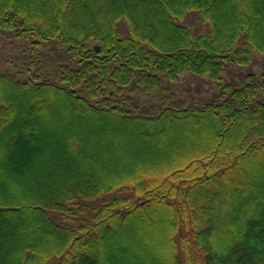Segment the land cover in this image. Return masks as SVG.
I'll list each match as a JSON object with an SVG mask.
<instances>
[{
  "label": "trees",
  "instance_id": "16d2710c",
  "mask_svg": "<svg viewBox=\"0 0 264 264\" xmlns=\"http://www.w3.org/2000/svg\"><path fill=\"white\" fill-rule=\"evenodd\" d=\"M101 2L0 0V34L35 39L22 69L0 71L2 175L21 174L45 150L43 113L59 102L86 121L113 119L138 140L184 126L201 132L199 144L133 178L80 173L41 200L1 195L0 264H121L127 249L107 241L123 228L169 235L159 253L166 264H264V72L224 83L202 106L175 100L165 84L187 73L220 83L228 63L264 54V0ZM193 16L205 30L187 24ZM47 44L57 50H41ZM137 91L161 106L131 108ZM64 146L71 159L87 152L80 137ZM126 190L132 195L103 201Z\"/></svg>",
  "mask_w": 264,
  "mask_h": 264
},
{
  "label": "rangeland",
  "instance_id": "374dc122",
  "mask_svg": "<svg viewBox=\"0 0 264 264\" xmlns=\"http://www.w3.org/2000/svg\"><path fill=\"white\" fill-rule=\"evenodd\" d=\"M100 3H102L101 0ZM219 10L224 9L220 8ZM193 17L187 20V24L194 26L197 32L205 30V25L199 23L196 16ZM121 31L125 32V27H122ZM34 41L33 38L10 39L4 34H0V71L16 73L22 69V56L30 54ZM41 50L56 51L57 46L47 44L42 46ZM263 72L264 54L257 53L254 60L248 65L228 63L220 83L212 80L209 75L199 76L187 73L180 76L177 82L166 81L165 84L168 94L175 100L202 106L218 98L224 83L237 84L247 74L260 75ZM131 98V108H137L138 111L141 110L144 113H151L161 106L162 102L161 97L138 91L133 93ZM59 103H53L43 113L45 122L43 123L48 126L49 135L45 139L48 140L44 144L45 150L36 152L33 161L29 164L24 163V170L21 174L14 175V173L5 172L2 175L0 172V196L9 198L15 193L16 203H20V201L22 203L23 199H31L32 196V200L36 197L41 200L47 189L49 191L56 190V186L67 184L69 180H64L65 177L69 178L80 173L91 174L98 179L99 177L116 179L120 176L133 178L139 172L155 170L167 163L181 160L182 154L190 150L192 143L199 144L198 136L201 135V132H190L184 126L173 128L169 133L162 131L152 136L143 135L142 139L138 140L139 138L127 135L126 131H123V125L116 124L113 119L94 117L92 120L86 121V118L78 117L70 108ZM156 130V128H152V132ZM72 137H80L87 143V152L85 154L80 151L75 152L74 160L68 158V153L64 150V145H67ZM170 153L172 156H169ZM125 166H130V168L124 169L127 173L123 172ZM261 178L264 180V177ZM28 179L32 180L28 181ZM115 195L128 196L132 193L126 190L119 194L106 196L103 201L113 198ZM101 202L102 200H99L96 204L99 205ZM155 225V222L148 223V227L152 231L155 230ZM26 229L32 231L33 226L26 227ZM156 231L145 238L144 235L134 234L131 229L123 228L113 238H109L107 243L117 252L127 249V255L130 257L126 258L124 262L118 260L121 264H166L168 261L165 260V263L160 254H162V248L165 247L164 241H169V235L163 236L164 241H161L162 236L159 237ZM46 232L48 231L45 230L44 233ZM46 242L52 244L51 241ZM44 244L43 246L46 247L47 245ZM158 245L159 248L162 247L161 250L157 249ZM20 248V245L16 247L15 258ZM41 248L44 247L40 246V250ZM47 264H58V259H53Z\"/></svg>",
  "mask_w": 264,
  "mask_h": 264
},
{
  "label": "bare ground",
  "instance_id": "6f19581e",
  "mask_svg": "<svg viewBox=\"0 0 264 264\" xmlns=\"http://www.w3.org/2000/svg\"><path fill=\"white\" fill-rule=\"evenodd\" d=\"M158 233H159V236H161V229H159Z\"/></svg>",
  "mask_w": 264,
  "mask_h": 264
},
{
  "label": "water",
  "instance_id": "95a60500",
  "mask_svg": "<svg viewBox=\"0 0 264 264\" xmlns=\"http://www.w3.org/2000/svg\"><path fill=\"white\" fill-rule=\"evenodd\" d=\"M98 47L96 46V49H97Z\"/></svg>",
  "mask_w": 264,
  "mask_h": 264
}]
</instances>
